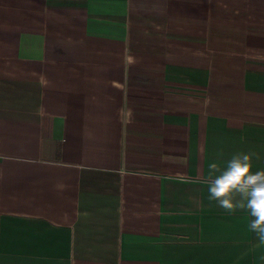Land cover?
Instances as JSON below:
<instances>
[{"label":"crops","instance_id":"0c3cea01","mask_svg":"<svg viewBox=\"0 0 264 264\" xmlns=\"http://www.w3.org/2000/svg\"><path fill=\"white\" fill-rule=\"evenodd\" d=\"M236 153L264 170V0H0V264H264L209 199Z\"/></svg>","mask_w":264,"mask_h":264},{"label":"clouds","instance_id":"9594fccd","mask_svg":"<svg viewBox=\"0 0 264 264\" xmlns=\"http://www.w3.org/2000/svg\"><path fill=\"white\" fill-rule=\"evenodd\" d=\"M253 155L233 154L223 167L218 162H211L206 183L209 199L217 201L221 208L228 212L248 210L253 218L250 231L264 245V170H253Z\"/></svg>","mask_w":264,"mask_h":264}]
</instances>
